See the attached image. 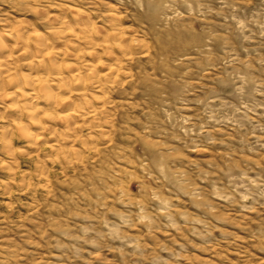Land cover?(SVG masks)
<instances>
[{
    "label": "rangeland",
    "instance_id": "obj_1",
    "mask_svg": "<svg viewBox=\"0 0 264 264\" xmlns=\"http://www.w3.org/2000/svg\"><path fill=\"white\" fill-rule=\"evenodd\" d=\"M60 18L100 32L76 42ZM36 30L82 50L56 62L112 74L62 92L101 125L71 126L66 156L44 145L65 124L25 138L18 117L39 127L0 88V264H264V0H0L18 74L13 38Z\"/></svg>",
    "mask_w": 264,
    "mask_h": 264
},
{
    "label": "bare ground",
    "instance_id": "obj_2",
    "mask_svg": "<svg viewBox=\"0 0 264 264\" xmlns=\"http://www.w3.org/2000/svg\"><path fill=\"white\" fill-rule=\"evenodd\" d=\"M75 12H76L75 13L76 15H78V13H81L78 10H75ZM79 15H83V14L81 13ZM83 17H84V15H83ZM58 21H59V24H57V25H60V33H61L59 35H61L62 37H64L65 35H70V37L72 36V38H74L76 42H80V43L81 42H83V43L84 42H87V43L93 42L94 39L97 38L96 35H98V31L100 32V30L97 31L96 25L91 21H85V22L81 23V22H77L75 20V21L70 22V20L68 21L65 18H60ZM55 22H56V20H55ZM106 33H108V32H106ZM112 34L114 35V33H112ZM14 35L11 32L8 35V37H10V36L13 37ZM109 35H111V34H109ZM113 35H112V37H113ZM119 35L120 34L116 32V36L119 37ZM16 36H17V34H16ZM61 36H57V33H56V37L61 38ZM56 37H55V39H57ZM107 37H108V35H107ZM17 39L18 38H15V39L13 38V40H15L14 46H15V48H17V51L20 52L19 54L23 55L25 57V60H26L25 61L26 62L25 67L27 66L28 67L27 69H30V71L28 73H25V74H18L17 69H16L17 67L15 68V66L11 65V60L13 58L12 50H14V47L9 50L7 47H5L6 45L4 46V44L1 43L2 41L0 39V56H1L0 57V88L3 86H9L10 89H12V91L9 93V95L15 102L18 103V104H16L18 106V108H17V110L14 109V111L16 110V113H18V114L19 113L23 114L24 110H25V112L27 111L26 113H28L27 115L29 116L30 120L32 121L31 123L33 124V128L39 127L38 129L40 130V132L38 133V130H37V133H34L35 130H34V132H32L28 129V127H25V129H24V128H22V125L20 127L21 123H19V121H20L19 119H22L20 117H18V119L14 121V123L16 122L15 123L16 127H14V128L15 129L18 128L22 132V135L25 138H28L29 140H32L34 142H38L44 138V137H42L41 133L46 132V131L48 132V129H49L48 126H46L43 123L42 116L46 117L45 118L46 121H48V118H51V120H53V121H55V120L61 121L63 124H65V126L62 127V130L61 129H60V131H58L56 129H54V131L52 130L54 133V143L51 144L50 143L51 141H50L49 142L50 145H48L49 144L48 143L49 139H48L47 142L44 143V145L46 144L52 151H55L56 152L55 155L56 154L58 156L64 155L65 151H64V149H62L60 143H61V139L63 137H65L64 133L66 131H69L71 126H73L74 128L80 127L83 129L88 128V130H91V129L93 130L95 127L100 128L101 125L97 124V122L99 121L98 109H94L91 106L87 108L84 105L73 104V102L71 101L72 98H70V96H66L65 93H62V92H65L66 90H68V88L70 86H72L73 84H76V85H80L81 87L82 86L86 87L87 85H89L92 88H95V90L97 92L101 93V91L104 90L103 88L105 86L100 81L103 78L105 79V77H107V79L110 77V74H112V73L109 71H111V69L107 71L108 74L103 73L105 75L103 77L102 72L97 69V65L99 67L100 63L99 64L98 63L92 64L91 62L89 63L87 61H84V62H77V65L74 66L72 64H66L64 62H62V63L56 62V61H58V59H60V58L63 59V57H68V56H70L74 59H79V57H81V55L83 54L82 50L79 49L78 46H75L74 51H72L73 53L69 52V54H68V52H66L62 48L61 49H57V48L55 49V48L50 46L51 43L47 42V40H46L47 38L44 35L37 33V30L34 34L33 39L31 38V39H28L26 41L19 42V43H18ZM34 39L36 40L35 41L36 44L34 45L35 50L32 51V49H30L31 45H32L31 41L32 40L34 41ZM103 44H104L103 47H107L110 44V42H109V40H104ZM101 46H102V44H101ZM92 50L90 49L89 52L92 53L93 52ZM46 59L50 60L51 62H49ZM47 63H49V64H47ZM69 66L72 68V69H70L71 74L69 73V77L68 78L61 77L60 76L61 70L63 68L66 69L65 67H69ZM84 70L87 73L89 72L91 74V76L88 77V75L84 72ZM107 72H105V73H107ZM54 75L59 77V79L57 77L56 78L60 81L58 82V80H57L58 83L57 84L55 83V85L52 86L49 84V82H50L49 79L54 77ZM116 76H114V77H116ZM111 77H112V75H111ZM114 77H112L113 81H114ZM112 85H113V83H112ZM3 90H4V92L7 91V90L5 91V89H3ZM84 91H85V88L80 90V92H77L78 93L77 96H80V98H82L84 96ZM18 114H15V115L18 116ZM56 123L57 122H55V124ZM8 132L9 131H6V133H8ZM26 141H27V139H26ZM38 144H40V142ZM66 153H68V152H66ZM66 155H64V156H66Z\"/></svg>",
    "mask_w": 264,
    "mask_h": 264
}]
</instances>
